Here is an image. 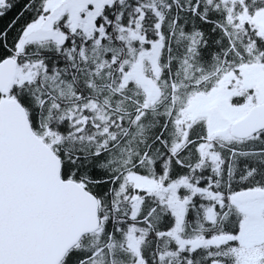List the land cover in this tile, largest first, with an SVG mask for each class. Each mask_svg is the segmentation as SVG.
<instances>
[{
	"label": "snow or ice",
	"instance_id": "obj_1",
	"mask_svg": "<svg viewBox=\"0 0 264 264\" xmlns=\"http://www.w3.org/2000/svg\"><path fill=\"white\" fill-rule=\"evenodd\" d=\"M0 264H264V0H0Z\"/></svg>",
	"mask_w": 264,
	"mask_h": 264
}]
</instances>
